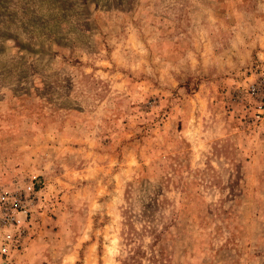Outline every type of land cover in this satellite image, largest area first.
Listing matches in <instances>:
<instances>
[{
  "label": "rangeland",
  "instance_id": "374dc122",
  "mask_svg": "<svg viewBox=\"0 0 264 264\" xmlns=\"http://www.w3.org/2000/svg\"><path fill=\"white\" fill-rule=\"evenodd\" d=\"M261 75L264 0H0V264H120L155 199L169 264H264Z\"/></svg>",
  "mask_w": 264,
  "mask_h": 264
},
{
  "label": "built area",
  "instance_id": "2783aa9c",
  "mask_svg": "<svg viewBox=\"0 0 264 264\" xmlns=\"http://www.w3.org/2000/svg\"><path fill=\"white\" fill-rule=\"evenodd\" d=\"M264 76L259 77V84L249 85V94L252 96H264ZM256 113L260 114L262 104H257ZM36 197V191L32 186L25 189H0V257L7 258L12 255L23 243L28 233L31 207Z\"/></svg>",
  "mask_w": 264,
  "mask_h": 264
},
{
  "label": "trees",
  "instance_id": "16d2710c",
  "mask_svg": "<svg viewBox=\"0 0 264 264\" xmlns=\"http://www.w3.org/2000/svg\"><path fill=\"white\" fill-rule=\"evenodd\" d=\"M155 204H147L139 211L137 217L141 221L140 230L129 228L127 231L125 240L127 246L131 244V247H128L120 264H169V260L164 253L162 237L166 227L163 226L161 229H157L156 221L160 218L157 209L160 205H158L157 199H155ZM144 236H148L150 241L142 245L140 243ZM138 240L139 243L134 246Z\"/></svg>",
  "mask_w": 264,
  "mask_h": 264
}]
</instances>
